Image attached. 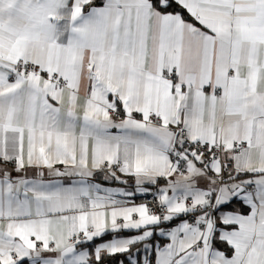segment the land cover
<instances>
[{
  "label": "snow or ice",
  "instance_id": "snow-or-ice-1",
  "mask_svg": "<svg viewBox=\"0 0 264 264\" xmlns=\"http://www.w3.org/2000/svg\"><path fill=\"white\" fill-rule=\"evenodd\" d=\"M117 254L264 264V0H0V264Z\"/></svg>",
  "mask_w": 264,
  "mask_h": 264
},
{
  "label": "crops",
  "instance_id": "crops-1",
  "mask_svg": "<svg viewBox=\"0 0 264 264\" xmlns=\"http://www.w3.org/2000/svg\"><path fill=\"white\" fill-rule=\"evenodd\" d=\"M13 175H16L15 173H13ZM23 175H26L28 178H35L36 177V170L35 169H29L26 173H24ZM117 175H121L120 173H117ZM45 179H58L56 177H50L47 175V172L45 170ZM121 178L123 179H126L127 180V183L130 184V185H126L124 183H121L119 181L115 182V180H106L105 182L103 181H100V180H97V179H93V182H96V183H100L102 185V188H111V189H123L125 192H133L134 195L133 196H122V195H119L117 194L114 198L116 199H119V200H126L129 202V204H136V205H139V204H142V203H145L144 202V198L145 196H147L148 194H153L156 192L157 190V186L155 185H144V187H148L149 188V192L148 193H140V192H136V183H135V178L134 177H127V176H123L121 175ZM159 186L160 187H163L165 186V181L163 179H161L159 181ZM201 186L203 187V183H201ZM101 195H104L103 192L100 193ZM184 217H180V218H177L178 221H177V224L180 222V219H183ZM164 222L162 223V227H166L168 229H170L171 227H175L176 225L174 226H171V227H168V226H165L163 225ZM107 234H110V237L104 239V240H99L98 242H96L97 244L100 243V242H103V241H107V240H110L113 236V233L109 232ZM106 234V235H107ZM136 234V230H124V231H121L119 233H116L115 235H119V236H131V235H135ZM156 240H158L161 244L163 243H166L167 242V238L165 237H160L158 234L156 236ZM135 251V249L133 250ZM44 255H54V254H49V253H45ZM142 259V257H141ZM128 264V262L126 263Z\"/></svg>",
  "mask_w": 264,
  "mask_h": 264
},
{
  "label": "trees",
  "instance_id": "trees-1",
  "mask_svg": "<svg viewBox=\"0 0 264 264\" xmlns=\"http://www.w3.org/2000/svg\"><path fill=\"white\" fill-rule=\"evenodd\" d=\"M95 179L100 180V181H103V182L106 181V180L104 179V175H103V173H98V174L95 176ZM121 179H122V180H126V179H123V178H121ZM115 182H117V181H115ZM124 184H126V185H130V184H128V183H124ZM130 186H131V185H130ZM177 221H178V219H174L173 221H170V222H164L163 225L168 226V227H171V226L176 225V224H177ZM108 237H110V234H107V235H104V236L101 237V238H98V239L95 241V243L98 242L99 240H104V239H106V238H108ZM126 257H127V254H117V256L113 258V261L115 262V261H119V260H125V262L127 263L128 261L126 260Z\"/></svg>",
  "mask_w": 264,
  "mask_h": 264
},
{
  "label": "built area",
  "instance_id": "built-area-1",
  "mask_svg": "<svg viewBox=\"0 0 264 264\" xmlns=\"http://www.w3.org/2000/svg\"><path fill=\"white\" fill-rule=\"evenodd\" d=\"M153 199H154V195L153 194H148L147 196H145L144 202L151 205V203L153 202Z\"/></svg>",
  "mask_w": 264,
  "mask_h": 264
}]
</instances>
